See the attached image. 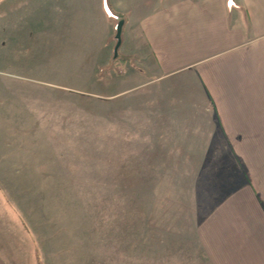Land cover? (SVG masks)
<instances>
[{
	"label": "rangeland",
	"instance_id": "374dc122",
	"mask_svg": "<svg viewBox=\"0 0 264 264\" xmlns=\"http://www.w3.org/2000/svg\"><path fill=\"white\" fill-rule=\"evenodd\" d=\"M93 4L0 0V256L212 264L198 229L239 167L187 82L150 80L145 46L109 40Z\"/></svg>",
	"mask_w": 264,
	"mask_h": 264
},
{
	"label": "crops",
	"instance_id": "0c3cea01",
	"mask_svg": "<svg viewBox=\"0 0 264 264\" xmlns=\"http://www.w3.org/2000/svg\"><path fill=\"white\" fill-rule=\"evenodd\" d=\"M92 9L145 46L132 55L150 80L191 90L189 105L214 130L207 143L225 144L239 167L241 182L198 229L211 263L264 264V0H94Z\"/></svg>",
	"mask_w": 264,
	"mask_h": 264
},
{
	"label": "water",
	"instance_id": "95a60500",
	"mask_svg": "<svg viewBox=\"0 0 264 264\" xmlns=\"http://www.w3.org/2000/svg\"><path fill=\"white\" fill-rule=\"evenodd\" d=\"M123 26H124V22L123 21H120L119 24H118V26H117V36H116V39L118 41V46L120 45V41H121L120 39H121V34H122V30H123L122 28H123Z\"/></svg>",
	"mask_w": 264,
	"mask_h": 264
},
{
	"label": "trees",
	"instance_id": "16d2710c",
	"mask_svg": "<svg viewBox=\"0 0 264 264\" xmlns=\"http://www.w3.org/2000/svg\"><path fill=\"white\" fill-rule=\"evenodd\" d=\"M118 57V56H117Z\"/></svg>",
	"mask_w": 264,
	"mask_h": 264
}]
</instances>
